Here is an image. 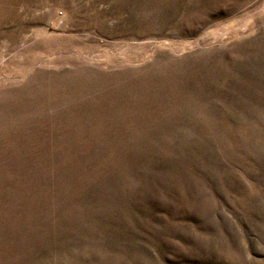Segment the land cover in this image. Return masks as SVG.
Instances as JSON below:
<instances>
[{
    "label": "rangeland",
    "instance_id": "374dc122",
    "mask_svg": "<svg viewBox=\"0 0 264 264\" xmlns=\"http://www.w3.org/2000/svg\"><path fill=\"white\" fill-rule=\"evenodd\" d=\"M0 264H264V0H0Z\"/></svg>",
    "mask_w": 264,
    "mask_h": 264
}]
</instances>
